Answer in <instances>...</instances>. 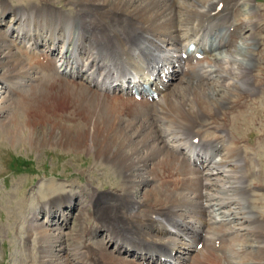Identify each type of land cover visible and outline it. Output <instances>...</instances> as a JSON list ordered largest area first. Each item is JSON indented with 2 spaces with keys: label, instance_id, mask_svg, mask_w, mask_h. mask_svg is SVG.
<instances>
[{
  "label": "bare ground",
  "instance_id": "obj_1",
  "mask_svg": "<svg viewBox=\"0 0 264 264\" xmlns=\"http://www.w3.org/2000/svg\"><path fill=\"white\" fill-rule=\"evenodd\" d=\"M63 1L0 0V25L13 15L0 30V147L84 151L123 181L114 192L52 182L33 197L15 184L2 197L15 264H264V10L256 0ZM144 85L159 94L152 104L126 95ZM57 105L76 117L71 130L58 127ZM65 206L81 222L70 238L50 232L68 225ZM42 212L46 223L29 219ZM97 231L110 241L93 243Z\"/></svg>",
  "mask_w": 264,
  "mask_h": 264
},
{
  "label": "rangeland",
  "instance_id": "obj_2",
  "mask_svg": "<svg viewBox=\"0 0 264 264\" xmlns=\"http://www.w3.org/2000/svg\"><path fill=\"white\" fill-rule=\"evenodd\" d=\"M8 2L11 6H15L16 4V0L15 2L12 0H8ZM67 3L68 2L65 0L62 2V5L61 4L60 5L63 8L68 9L69 7L67 8ZM256 6L264 10V0H256ZM242 10L246 11L247 8L243 6ZM5 19H7L6 23L0 25L1 31H3V29L6 28V25L13 20V15L9 13L7 14V16H5L4 20ZM14 35L15 33L9 34L8 39L14 40V38L16 37ZM249 35L250 33H247L244 37H248ZM233 51L234 50L229 51V54L232 53ZM261 68H263L261 77L264 78V76H262L264 75V58L262 59ZM175 81L171 83V86L169 87V92L170 90H173L174 87L176 86L178 80ZM220 83L222 84V81H220ZM3 86L4 84H0V89L3 88ZM199 87H200L199 89L202 90V89H206L208 86H203V87L199 86ZM2 91L0 94V100L3 96H6L5 91L4 92ZM220 95H222V93H220ZM15 99L19 101L20 97L16 96ZM148 103L152 104L153 102H148ZM125 109L126 108H124V111ZM126 110L127 111H125L124 113L127 114L130 113V110L128 108ZM54 111L62 114L61 116H65V117H61V116L58 117L59 119L57 121L58 127L62 129L68 128L71 130L72 127L75 125L76 117H71L74 114L71 112L70 107L57 105L54 108ZM130 117L132 118L131 114L130 116L122 115V119L125 120L126 125L128 123H132ZM139 118L144 119L143 116H140ZM256 129H258L257 126L255 130ZM258 139H259L258 133H253L248 138V141L254 144ZM4 144H6L7 146ZM54 146L55 145H53V147L46 146V148L37 147V146L33 147V145L15 147L12 141L7 140L5 141V143L2 144V147H0V156H1L0 157V264H15L18 263L17 259L19 258V254H17V251H15V249H12L13 245L11 243L16 237V234H14L13 230L8 229L9 222L7 218L9 216L8 215L9 207L8 208L6 207L9 206V204L6 205V203H4L5 200H2V197L4 195H8L10 192H12L15 189V184L21 187L19 190L23 191L24 194L27 193L28 195H30V197H33L39 191V188L41 186L52 182L65 186L67 190H69L68 187H71V184H74L76 187H80V186L86 187L88 190L90 189L93 191L94 188L88 186V183L90 181L99 184L100 185L99 190L101 191L104 190V192H110V191L114 192V190H116L115 187L116 183H121V181H123V178L120 176V173L115 168H114L115 170L113 168H109L108 172L109 171L111 172L108 173L109 176L107 178L105 177L103 171L100 170L96 171L98 169L95 170L94 165L95 163H98V160H96L93 155L88 154L84 151L82 152L80 151V153H78L75 156L73 154H68L66 151L62 150L58 146L56 147ZM102 165L104 166V164ZM256 165L258 169L259 163H257ZM145 189L139 188L141 194L137 196L136 198L137 201L140 202L145 199L144 193L147 190ZM255 191H257V193L259 194L264 195V187H262L261 190H255ZM86 195L87 194H82V197H86ZM46 198L45 201L43 200V202H46L47 200ZM75 202L77 203L79 208H81L80 205L83 203V199L81 198V195L75 198ZM78 212L79 211L76 209V211L74 210L73 213H70V211L67 210L65 206L63 213H65V215L68 214L69 217L72 216L73 218L72 217L70 218V220L68 221V225L65 228H63V230H56L55 228H53L54 229L53 230L50 228L51 234L57 236L59 233H61V235L63 233L65 235L70 234L68 238L72 237L75 231L77 230L78 225H80L81 223L78 218L79 217ZM63 213H60V215ZM29 217L30 220L32 218L37 219L36 223L37 224L39 223V225L49 221V219L46 217V215H44L43 212L40 215L35 213L33 215H30ZM59 218L60 216L59 217L55 216V218H53L54 220L53 223L57 224L59 221L61 222ZM92 237H95V239L93 238L91 240L93 243L98 242L100 240L101 242L110 241V239L107 238V233H102V232L100 233V231H97V234H92ZM97 238L98 239L100 238V240H98ZM114 248H115V244L112 245L111 243V246H109V250L112 252Z\"/></svg>",
  "mask_w": 264,
  "mask_h": 264
}]
</instances>
